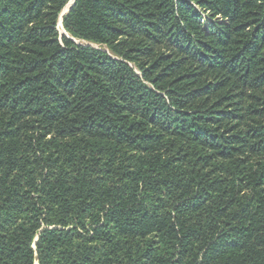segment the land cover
Segmentation results:
<instances>
[{
    "label": "trees",
    "instance_id": "1",
    "mask_svg": "<svg viewBox=\"0 0 264 264\" xmlns=\"http://www.w3.org/2000/svg\"><path fill=\"white\" fill-rule=\"evenodd\" d=\"M69 1L0 0V264H264V0Z\"/></svg>",
    "mask_w": 264,
    "mask_h": 264
},
{
    "label": "water",
    "instance_id": "2",
    "mask_svg": "<svg viewBox=\"0 0 264 264\" xmlns=\"http://www.w3.org/2000/svg\"><path fill=\"white\" fill-rule=\"evenodd\" d=\"M73 1H74V0H70L69 3L67 4L68 6L65 7V8L62 10V12H61V14H60V18L62 17V15H63L64 13H66V12L70 9V7H71L72 4H73ZM59 26L61 27V19H60V21H59Z\"/></svg>",
    "mask_w": 264,
    "mask_h": 264
},
{
    "label": "rangeland",
    "instance_id": "3",
    "mask_svg": "<svg viewBox=\"0 0 264 264\" xmlns=\"http://www.w3.org/2000/svg\"><path fill=\"white\" fill-rule=\"evenodd\" d=\"M61 28V27H60ZM94 47H98V45L97 44H92ZM37 262V261H36ZM36 264H38V262L36 263Z\"/></svg>",
    "mask_w": 264,
    "mask_h": 264
},
{
    "label": "bare ground",
    "instance_id": "4",
    "mask_svg": "<svg viewBox=\"0 0 264 264\" xmlns=\"http://www.w3.org/2000/svg\"><path fill=\"white\" fill-rule=\"evenodd\" d=\"M68 5H66V7H67Z\"/></svg>",
    "mask_w": 264,
    "mask_h": 264
}]
</instances>
